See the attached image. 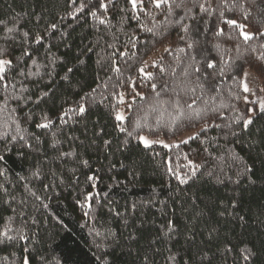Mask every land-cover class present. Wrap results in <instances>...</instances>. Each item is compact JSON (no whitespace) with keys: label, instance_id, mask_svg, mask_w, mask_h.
Instances as JSON below:
<instances>
[{"label":"trees","instance_id":"1","mask_svg":"<svg viewBox=\"0 0 264 264\" xmlns=\"http://www.w3.org/2000/svg\"><path fill=\"white\" fill-rule=\"evenodd\" d=\"M104 3L107 11L101 0H0V49L14 64L31 53L22 57L27 78L9 70L7 91L0 85V231L27 238L0 244V264H21L25 246L32 264H264V76L249 67L264 68V38L245 44L222 22L255 33L264 0H236L231 11L233 0ZM218 26L226 35L214 34ZM162 48L145 79L138 69ZM120 96L133 98L123 132ZM244 117L254 121L247 129ZM190 131L196 138L179 147L138 140ZM26 141L34 150L25 156L3 147ZM244 249L255 257L245 261Z\"/></svg>","mask_w":264,"mask_h":264},{"label":"snow or ice","instance_id":"2","mask_svg":"<svg viewBox=\"0 0 264 264\" xmlns=\"http://www.w3.org/2000/svg\"><path fill=\"white\" fill-rule=\"evenodd\" d=\"M151 2L155 5L156 8H160L161 4H168L169 0H151ZM173 2H175V0H173ZM251 2L255 3V0H251ZM72 3L76 4V0H72ZM108 3H114V0H108ZM128 3L131 4L133 9H136L138 7V3L142 4L143 0H128ZM181 3H183V0H181ZM221 3L223 4V6L225 8H229V6L227 4V0H221ZM237 6L238 5L236 3V0H233V4L229 8V10L231 11L232 9H235ZM79 7H80V10L83 11L84 5L81 4ZM100 7L103 8L105 11H107L108 4L104 3V0H101ZM199 7L204 12L208 11V9H206L203 5H199ZM242 11H243V9H242ZM91 15L95 17L96 13L92 12ZM250 15H251V12L247 11L246 14L243 16V20H247ZM221 17H223V13H221ZM137 19H139V18L137 17ZM222 22L224 24H226L228 26V28L232 29L233 31L238 32V37L242 38L243 42L245 44H248L250 41H252L254 39H257V38H264V25H262L260 28L257 29V31L255 33H253V32L247 31V28L249 27V25H247L245 23H242V22H238L236 19L227 18V19H223ZM100 23L103 24V23H105V21L101 20ZM51 27L53 29H55L57 26L55 24H53V25H51ZM145 30L148 31V32H152L153 31L151 28H147ZM182 30L187 32V28L186 27H182ZM13 31H14L13 28H9L8 29L9 33L13 32ZM153 34H155V33H153ZM214 34L216 36H224V35H226L225 29L218 26ZM23 36L27 37L28 33L24 32ZM181 39H183V37H181ZM229 39H231V36H229ZM35 43L40 44L41 43V37L37 36L36 39H35ZM188 47L192 48L193 44H188ZM216 47L219 48V45H217ZM261 47L264 48V43L261 44ZM168 50L169 49H167V48L165 49V51H168ZM180 51H184V50L180 49ZM9 55H10V53L8 52L7 49H0V85H2V87L4 88L5 91H7L8 87H9V85L7 83H4V81L8 80L7 73L9 72V70H15L16 75L23 76V77L27 78L28 73L26 72L25 68L21 66V65H23L25 63L23 61L22 57H24V56L31 57V53L27 49H25V50H23L21 52V57L18 58L16 63L14 64L13 60L8 58ZM122 55H123V53H122ZM192 59H195V57H192ZM258 59L261 60L262 62H264V55H261L260 57H258ZM33 63L35 64V61H33ZM152 66L155 67L157 65L154 62ZM249 67L252 68L254 71H256L259 75L264 76V68L257 67L255 65H250ZM207 68L213 69V68H215V64L212 63L211 60H209V61H207ZM116 70L119 71L118 68ZM163 70L164 69L161 68V71H163ZM68 71L71 72L72 69L69 68ZM138 71L141 74L144 75L145 79H149V80L153 79L152 74L151 73H146L145 70H144V67L139 68ZM195 71L199 72L200 69L196 68ZM185 74L187 75V72ZM248 75H249V72L245 71L244 72V77L240 81V83L242 85V88H243V91L245 93L250 92V88L248 86V83L246 82ZM12 87L14 88L15 84H13ZM152 88H153V90H155L156 85L153 84ZM133 90H135V83L134 82H133ZM261 90L264 91V89H261ZM46 94L47 93H45V95ZM136 94L139 95V93H136ZM41 99H43V96H41L36 102L39 103V100H41ZM118 103L119 104H125L126 103V101H125L123 96L119 97ZM253 103H255V101H253ZM189 107H191V105H189ZM76 111H78V114L83 115L85 113L86 109H85V107L83 105H81V106H79L78 110H76ZM249 111H252V110L249 109ZM259 112L260 113H264V102H261L259 104ZM195 116H196V118H200L201 117V113L197 112V113H195ZM44 119L47 120L46 117ZM115 119L117 121L121 122L120 130L122 132L126 131V129L122 126L123 121L125 120L124 115H122L121 113L117 112L116 116H115ZM242 119H243L242 127L244 129H247L248 126L251 125L254 122L253 119L250 118V117H244ZM136 126L137 127L140 126L139 122H137ZM37 127L41 128V129L49 128L50 127V122L38 123ZM217 127H219V126L217 125ZM201 131H206V129H201ZM129 135H131V133H129ZM2 138L3 137H0V139H2ZM195 138H196L195 136H191L190 135L188 137V139L182 140L181 143H185L186 144V143H188V140L195 139ZM14 139L15 138L13 137V140ZM20 139L24 140V137L21 136ZM35 139H36L37 144H39L40 143L39 136H36ZM139 140H140L141 144L145 148H149V147L152 146L153 141H149L148 139H146L143 136H140ZM163 146L165 148L168 147L167 144H164ZM175 146L179 147L178 144L175 145ZM3 147H4L5 151L16 150L21 156H25L26 155V151H25L26 149L27 150H34L33 144L30 143V142H27V141L24 144L14 145L13 149H9L7 143H5L3 145ZM53 147H55L54 144H53ZM62 155H65V154H62ZM4 160H5V156L4 155H0V162H2ZM84 163L87 164V161H84ZM189 168H190V171H191V175L194 177L196 175L197 170H198V166H196L194 164H190ZM168 171L169 172H174L175 170L172 169V168H169ZM245 172L246 173H252V176H255V172L253 171V169L249 168L247 166H245ZM0 175H3V173H0ZM33 175L37 176L38 172L33 173ZM89 179H94V178L93 177H89ZM177 179L179 180V182L181 184H187L188 183V178L181 179L177 175ZM91 199H92L91 196H86V200H91ZM89 207H91V206L89 205ZM233 207H235V205H233ZM13 211H15V210L13 209ZM11 232H12V229H10V228H8L7 231H0V244H4V245L15 244V243H18L19 241H23V240L27 239L23 234H20V235L17 236V235L11 234ZM26 251H27L26 246L21 249V252H22L21 264H32L33 260H35V256H33L31 253H29L28 255H23V253L26 252ZM225 251H229L230 252V251H232V249H225ZM243 251H244L245 254L243 255L242 258L245 261L252 260L255 257V255H256L254 249H244ZM98 259H102V258L98 257ZM171 259L175 260L176 259L175 255H173L171 257ZM202 261H203V258H202ZM147 262H148V258L145 256L144 257V264H147ZM209 264H211V261H209Z\"/></svg>","mask_w":264,"mask_h":264},{"label":"rangeland","instance_id":"3","mask_svg":"<svg viewBox=\"0 0 264 264\" xmlns=\"http://www.w3.org/2000/svg\"><path fill=\"white\" fill-rule=\"evenodd\" d=\"M247 31H249L247 29ZM166 48H162L156 52H154L153 54H151L150 56H148L144 63H143V66L144 67V70L150 66L153 65V63L157 62L158 58L160 57V55L162 54V52L165 50ZM147 73V71H145ZM124 97V96H123ZM126 103L125 104H121V107L119 108V113H121L122 115H124L125 117V114H126V110L128 109V107L130 106V104L132 103L133 101V98L132 97H124ZM195 134V131H190V132H186L176 138H173V139H165V138H162V137H150V136H147V135H140V136H143L145 137L146 139H148L149 141H153L152 143V146L154 145H157V146H161V147H164L163 145L164 144H167L168 147H171V146H175L177 144H180L182 140H186L188 139V137L191 135V136H194ZM139 136V137H140ZM139 140V138H138ZM140 142V140H139ZM141 144V142H140ZM142 145V144H141ZM143 146V145H142ZM167 147V148H168Z\"/></svg>","mask_w":264,"mask_h":264}]
</instances>
